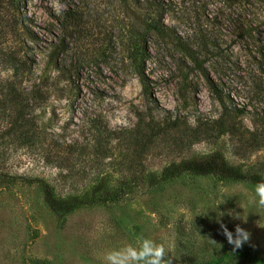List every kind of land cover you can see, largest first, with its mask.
<instances>
[{
  "label": "rangeland",
  "instance_id": "rangeland-1",
  "mask_svg": "<svg viewBox=\"0 0 264 264\" xmlns=\"http://www.w3.org/2000/svg\"><path fill=\"white\" fill-rule=\"evenodd\" d=\"M252 12L264 39V0H0V264H106L140 235L172 264H264L255 184L140 180L214 149L264 178L254 54L238 34ZM100 171L133 192L61 217L18 178L64 194ZM221 224L248 240L234 248Z\"/></svg>",
  "mask_w": 264,
  "mask_h": 264
},
{
  "label": "trees",
  "instance_id": "trees-1",
  "mask_svg": "<svg viewBox=\"0 0 264 264\" xmlns=\"http://www.w3.org/2000/svg\"><path fill=\"white\" fill-rule=\"evenodd\" d=\"M252 3L249 2V4ZM248 17V19L244 17L242 27L238 31V34L241 37V47L246 51L252 50L255 56H253L255 70H250L247 73L255 103L251 102V106L253 107L252 114L256 120L264 123V107L262 106L264 102V39L261 36V31L259 30V33L256 30V22L259 24L257 19L260 16L254 15V12H252ZM206 78L211 89L216 87V84L211 78L207 76ZM217 97L220 100L221 97L219 95ZM256 102L260 104V107L256 106ZM149 127L150 131H148V136L152 134L153 130H157L153 129L152 126ZM183 174L214 176L221 180L240 181L250 184H256L258 181L264 180L258 172L244 169L239 164L229 162L218 149L170 160L158 170H146L140 176V180L144 182L145 188L148 189ZM8 177L11 178L10 175ZM18 178L22 183H35L42 194L43 202L57 217H61L80 206L114 203L120 197L133 192L134 186L129 183L132 177L123 178L117 186H114L111 183L109 174L107 172L101 173L100 171L82 182V185L75 192L59 194L56 193L54 185L42 177L19 176Z\"/></svg>",
  "mask_w": 264,
  "mask_h": 264
},
{
  "label": "clouds",
  "instance_id": "clouds-1",
  "mask_svg": "<svg viewBox=\"0 0 264 264\" xmlns=\"http://www.w3.org/2000/svg\"><path fill=\"white\" fill-rule=\"evenodd\" d=\"M254 192L258 198L254 202L264 208V180L254 185ZM221 228L228 243L234 248L241 247L249 238V233L239 226L235 228V236L223 224ZM211 242L216 244L214 240ZM170 251L163 243H157L153 239L140 235L135 245L129 243L112 249L105 254L104 260L106 264H172L175 258L171 256Z\"/></svg>",
  "mask_w": 264,
  "mask_h": 264
}]
</instances>
